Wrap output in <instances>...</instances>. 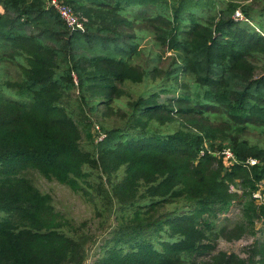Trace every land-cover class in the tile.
<instances>
[{"label": "trees", "instance_id": "1", "mask_svg": "<svg viewBox=\"0 0 264 264\" xmlns=\"http://www.w3.org/2000/svg\"><path fill=\"white\" fill-rule=\"evenodd\" d=\"M47 1L0 0V64L16 74L0 83V264L86 261L87 235L28 173L117 205L94 264H264L261 248L214 254L233 201L250 225L264 215L251 200L264 148L242 138L264 133V73L253 78L264 0H61L87 19L83 31ZM100 108L122 127L101 125L95 142ZM176 117L187 128L161 131ZM224 148L237 164H224Z\"/></svg>", "mask_w": 264, "mask_h": 264}, {"label": "rangeland", "instance_id": "2", "mask_svg": "<svg viewBox=\"0 0 264 264\" xmlns=\"http://www.w3.org/2000/svg\"><path fill=\"white\" fill-rule=\"evenodd\" d=\"M48 2L49 1H47V6ZM0 12H2L1 8ZM242 20L244 19L242 18ZM170 55V53H166L165 58H168ZM165 61L167 62V59H165ZM5 72L11 80L16 79L14 68L4 62L0 64V83L4 81L3 74ZM263 73L264 70L258 67L253 72V78ZM146 88L147 87L143 85L132 86L131 92L137 96L145 92V90H147ZM172 96H174L172 93H167V95H163L162 98H171ZM126 101L127 98L122 99V103ZM90 119L98 128H100L101 125L104 127H122V119L120 116L108 114L103 108H100L96 114H92ZM187 123L186 118L176 117L172 124L167 125L164 129L161 128V131H177L178 129H184L187 128ZM91 134L94 141L99 142L98 140L101 136L100 130L98 131L97 128H94L91 130ZM242 138L247 140L250 144L264 148V133L259 130H247ZM217 142H219V140H217L216 143ZM27 176L41 193L47 194L54 211L57 212L59 217H63L66 224L71 223L74 227L80 229L87 235L85 244L86 261L83 264H94L99 255V247L111 237V231L115 226L114 214L117 211V205L111 200H108L107 204L101 202L99 196L95 195L99 200L97 201V207H95L91 202L87 201L81 195L73 193L64 185L54 181H47L34 173H28ZM231 191L233 192L234 189H231ZM257 192L260 194V199L258 200L253 198V195ZM251 200H253L254 206H256L259 212L261 208H264V181H261L257 185V189L251 192ZM231 204L232 206L229 211L220 215L217 220L219 226L225 225L228 227V234H226L228 239H217L214 254L225 252L227 254H234L243 259L248 258L252 253L259 255V248L264 251V215L259 214L258 219H255L252 225H250L249 218L243 213L241 204L238 203L237 200L233 201ZM237 227L240 231L233 235L231 230ZM256 259L258 260V257Z\"/></svg>", "mask_w": 264, "mask_h": 264}, {"label": "built area", "instance_id": "3", "mask_svg": "<svg viewBox=\"0 0 264 264\" xmlns=\"http://www.w3.org/2000/svg\"><path fill=\"white\" fill-rule=\"evenodd\" d=\"M48 1H49L48 7H51L58 14L60 19L64 22V24L68 28L72 30H80V31L84 29L85 24L87 23V19L75 13L71 6L59 0H48ZM235 18L242 20V16L238 11L235 13ZM96 128L99 131V128L97 126L95 127V129ZM103 137L104 136L101 134V136L99 137L100 139L98 141H101ZM219 154L220 156L223 157V161L225 162L224 164L226 166L234 165L238 163L234 157V154L231 152L229 148H224ZM256 163H257L256 160H252V159L246 162V164L249 166H254L256 165ZM253 198L257 200L260 199L259 192L255 193L253 195Z\"/></svg>", "mask_w": 264, "mask_h": 264}]
</instances>
